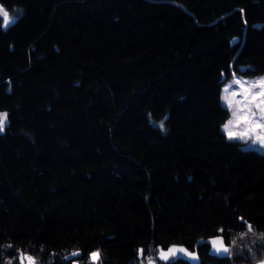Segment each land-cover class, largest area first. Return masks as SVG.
I'll return each instance as SVG.
<instances>
[{
  "label": "trees",
  "instance_id": "trees-1",
  "mask_svg": "<svg viewBox=\"0 0 264 264\" xmlns=\"http://www.w3.org/2000/svg\"><path fill=\"white\" fill-rule=\"evenodd\" d=\"M0 6V264H264V152L220 101L264 73V0Z\"/></svg>",
  "mask_w": 264,
  "mask_h": 264
},
{
  "label": "rangeland",
  "instance_id": "rangeland-1",
  "mask_svg": "<svg viewBox=\"0 0 264 264\" xmlns=\"http://www.w3.org/2000/svg\"><path fill=\"white\" fill-rule=\"evenodd\" d=\"M220 101L229 109V115L222 123L226 135L241 141L244 148H254L264 152V143H261L264 139V73L243 75L233 72L221 84ZM213 241L216 243L214 244ZM211 244V250L216 252H223L217 251V248H227L219 237L212 238ZM170 249H183L185 251L179 252L190 260L196 259L195 254L187 251L183 246L171 245ZM169 250L162 252L168 253ZM94 253L95 257H93ZM97 256L98 251L93 250L90 259L95 261ZM27 257L28 254L21 255L22 260Z\"/></svg>",
  "mask_w": 264,
  "mask_h": 264
},
{
  "label": "snow or ice",
  "instance_id": "snow-or-ice-1",
  "mask_svg": "<svg viewBox=\"0 0 264 264\" xmlns=\"http://www.w3.org/2000/svg\"><path fill=\"white\" fill-rule=\"evenodd\" d=\"M0 14L3 15V19H4L5 23H7L9 21L8 13L6 11H3V9H0ZM237 83H239V81H237ZM234 115H235V113H234ZM5 120H6V114H0V131H3V126L5 123ZM230 138H231V136H230ZM261 143H264V139L261 140ZM213 243L215 244L216 242L213 241ZM176 251H185V250H183V249H170L168 253L161 252V258L162 259H168L169 256L175 255ZM217 251L228 252L229 250L227 248L220 247V248H217ZM95 256H96V254L94 253L93 257H95ZM27 259L29 260V264H34V261L32 260V258L28 257Z\"/></svg>",
  "mask_w": 264,
  "mask_h": 264
},
{
  "label": "water",
  "instance_id": "water-1",
  "mask_svg": "<svg viewBox=\"0 0 264 264\" xmlns=\"http://www.w3.org/2000/svg\"><path fill=\"white\" fill-rule=\"evenodd\" d=\"M0 9H3V8L0 6ZM3 11H4V9H3ZM169 257H172V256H169Z\"/></svg>",
  "mask_w": 264,
  "mask_h": 264
}]
</instances>
